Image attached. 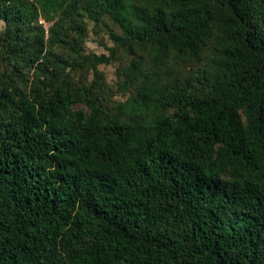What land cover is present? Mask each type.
I'll use <instances>...</instances> for the list:
<instances>
[{
	"label": "trees",
	"instance_id": "1",
	"mask_svg": "<svg viewBox=\"0 0 264 264\" xmlns=\"http://www.w3.org/2000/svg\"><path fill=\"white\" fill-rule=\"evenodd\" d=\"M104 20L111 56H84ZM0 21V264H264V0H0ZM117 51L139 57L109 106Z\"/></svg>",
	"mask_w": 264,
	"mask_h": 264
},
{
	"label": "rangeland",
	"instance_id": "2",
	"mask_svg": "<svg viewBox=\"0 0 264 264\" xmlns=\"http://www.w3.org/2000/svg\"><path fill=\"white\" fill-rule=\"evenodd\" d=\"M21 3L29 2V0H17ZM106 26L96 27L92 22L87 21L86 24V40L83 44L82 54L84 56H104L109 58L111 56L110 49L114 48V43L109 37L108 28L118 33V30L112 25L111 22L104 20ZM35 25H42L46 33L52 23H47L42 19H39ZM4 24L0 21V32L3 30ZM47 39V38H46ZM138 54H128L125 52H119L110 59L108 63L98 65V70L103 74V83L105 86V102L109 106L114 105L117 102L125 101L126 97L116 91V83L118 82V70L121 67L127 66L131 59L138 58ZM200 65V64H199ZM195 64V68L199 66ZM75 79L87 77L88 82L92 80V76L87 74L85 70L73 71L72 73ZM82 107L77 105L75 108ZM86 110L85 107H83Z\"/></svg>",
	"mask_w": 264,
	"mask_h": 264
}]
</instances>
